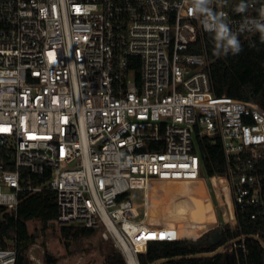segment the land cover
I'll use <instances>...</instances> for the list:
<instances>
[{"label":"built area","instance_id":"built-area-1","mask_svg":"<svg viewBox=\"0 0 264 264\" xmlns=\"http://www.w3.org/2000/svg\"><path fill=\"white\" fill-rule=\"evenodd\" d=\"M244 3V13L240 3L223 0H213V8L227 14L232 31L245 18L264 23V0ZM194 5L0 0L4 210H16L23 189L53 190L55 222L101 229L126 264H140L138 254L149 241L190 237L158 219L155 198L171 208L170 197L183 196L187 183L202 178L216 215V191L226 204L223 224L244 221L250 229L235 237L230 252L241 249L246 257L247 238L264 250V102L213 92L203 39L213 33L207 18L193 13ZM259 33L238 32V39L243 43ZM202 135L219 137L225 172L203 171L196 147ZM22 166L49 176L22 185ZM135 189H141L140 200ZM16 253L15 246L0 247V264H14Z\"/></svg>","mask_w":264,"mask_h":264},{"label":"trees","instance_id":"trees-1","mask_svg":"<svg viewBox=\"0 0 264 264\" xmlns=\"http://www.w3.org/2000/svg\"><path fill=\"white\" fill-rule=\"evenodd\" d=\"M223 2L236 4L241 3V0H223ZM203 39L205 50L212 59L210 73L213 92L216 95L226 94L264 102V34H256L250 40L241 43L242 50L235 55L231 51L226 54L222 43H217L215 47L213 34L205 33ZM195 50L199 52L202 48L198 45ZM196 147L202 159L204 172L226 171L225 155L219 137L198 136ZM20 174L22 185H38L45 182L49 176L48 171L41 175L33 174L25 166L20 167ZM222 178L219 177L218 180ZM57 214L55 192L47 188L38 191L27 189L19 191L15 211H6L0 206V247L15 246L17 253L14 264H31L27 251L35 242L37 232L28 229V221L36 219L42 228H46L56 223ZM59 226L66 248H69L70 241H79L98 233V228L84 225L59 224ZM216 229L221 232L222 239L217 245H210L207 237ZM249 230L245 227V222L241 221L240 226L231 227L229 223H225L195 238L180 237L173 240L149 241L145 252L138 254L139 262L140 264L152 262L153 264H229L232 258L230 255H233L235 264H264V250L260 243L252 238L246 239L248 248L246 257L243 256L241 249L230 252L228 250L230 245L214 255H196L211 252L223 242ZM103 247V261L100 264H126L123 255L114 246L112 240H105ZM176 256L181 257L156 262L162 258ZM43 258L45 264H58L59 261V256L46 248Z\"/></svg>","mask_w":264,"mask_h":264},{"label":"rangeland","instance_id":"rangeland-1","mask_svg":"<svg viewBox=\"0 0 264 264\" xmlns=\"http://www.w3.org/2000/svg\"><path fill=\"white\" fill-rule=\"evenodd\" d=\"M201 174L204 175L203 172H201ZM187 187L188 186H186V188ZM208 187H209V184H208ZM132 194L136 200L141 199V189L133 190ZM224 198H225V201L227 202V205H229L228 213H230V204L228 203L229 196L225 195ZM174 201L175 199L171 201V208L168 207V210H170V211H167V214L169 217H172V216L177 217L176 213H173L175 210V206H173L172 203ZM177 204H178V201H175V205ZM160 206L161 204L158 203L157 205H154V208H153V209H157L159 207L158 211L155 210V212L159 214V215H156L158 219L162 218L161 213H159ZM155 212H153V214H155ZM217 218H218V224L215 227L221 226L224 223V220L222 219L221 215L217 214ZM215 227H212V228H215ZM28 229L30 231L37 232L35 242H33L30 245L27 251V255L29 259L31 260V264H45L44 258H43L45 248L49 250L50 252L54 253L55 255L59 256L58 264H63V263L64 264H74L76 262L77 264H86V263L100 264L103 261V250H104L103 243L105 240L107 241L111 240L109 237L105 238L102 235V230L98 229V233H96L95 235L83 238L79 241H70L69 248H66L65 243H64V238L60 233V226L57 222L52 223L46 228H42L40 222L34 219V220L28 221ZM192 238H195V237H192ZM218 243L214 245H217ZM228 250H230V248H228Z\"/></svg>","mask_w":264,"mask_h":264},{"label":"bare ground","instance_id":"bare-ground-1","mask_svg":"<svg viewBox=\"0 0 264 264\" xmlns=\"http://www.w3.org/2000/svg\"><path fill=\"white\" fill-rule=\"evenodd\" d=\"M193 182L194 183H187L186 186L188 187L186 188L185 186L183 188L186 190L183 196L170 197L171 201L174 199L175 201H178L177 205H175V201L172 203V205L175 206L173 213H176L177 217H169L167 214V211L170 210H168L166 205L170 202H165L162 197L158 198L157 200L155 198L153 202L161 204L159 212L161 213V219L168 221L172 226L175 224L174 227H176V230L172 229L171 231H175V234L180 236L187 235L190 237H198L202 233L206 232V230L215 227L218 224L215 208L210 201L208 194L206 193V185L204 180L202 178H195ZM219 182L223 187L224 196L228 195L224 178L219 180ZM228 216L229 215H227V218Z\"/></svg>","mask_w":264,"mask_h":264},{"label":"clouds","instance_id":"clouds-1","mask_svg":"<svg viewBox=\"0 0 264 264\" xmlns=\"http://www.w3.org/2000/svg\"><path fill=\"white\" fill-rule=\"evenodd\" d=\"M238 8L240 13H244L247 5L241 0ZM191 10L193 13L198 11L202 17L207 18L212 33L214 34L215 47L217 43L222 42L226 54L228 51H231V53L235 55L242 50L241 42L238 39V32L252 31L254 29L264 34V23H261L256 19L248 18H245L237 31H232L229 26L227 14L223 11L214 10L213 0H195V5Z\"/></svg>","mask_w":264,"mask_h":264},{"label":"water","instance_id":"water-1","mask_svg":"<svg viewBox=\"0 0 264 264\" xmlns=\"http://www.w3.org/2000/svg\"><path fill=\"white\" fill-rule=\"evenodd\" d=\"M216 197H217V200H218V204H219V209L217 211V214L221 215L222 219L225 221H227V209H226V204L225 202L223 201L221 195L219 194L218 191H216ZM222 239V235H221V232L216 229L212 234H210L208 237H207V242L210 244V245H214L218 242H220ZM237 240V238H234L232 240H228V241H225L223 242L222 244H220L219 246H217L213 251L211 252H208V253H198L196 255H214L216 254L217 252L221 251V249L225 248L226 246L230 245V243L233 241V240ZM187 256H194V255H187ZM181 256H176V257H170V258H162V259H159V261H165V260H169V259H172V258H179Z\"/></svg>","mask_w":264,"mask_h":264},{"label":"crops","instance_id":"crops-1","mask_svg":"<svg viewBox=\"0 0 264 264\" xmlns=\"http://www.w3.org/2000/svg\"><path fill=\"white\" fill-rule=\"evenodd\" d=\"M229 264H230V262H229Z\"/></svg>","mask_w":264,"mask_h":264}]
</instances>
